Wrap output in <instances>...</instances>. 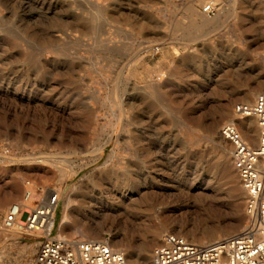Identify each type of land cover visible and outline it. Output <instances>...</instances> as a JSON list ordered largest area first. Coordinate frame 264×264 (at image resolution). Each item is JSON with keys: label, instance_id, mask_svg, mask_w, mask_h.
Wrapping results in <instances>:
<instances>
[{"label": "rangeland", "instance_id": "rangeland-1", "mask_svg": "<svg viewBox=\"0 0 264 264\" xmlns=\"http://www.w3.org/2000/svg\"><path fill=\"white\" fill-rule=\"evenodd\" d=\"M263 71L264 0H0V225L30 181L72 191L53 235L106 237L136 255L156 230L136 264H152L167 233L238 231L245 192L237 171L231 191L232 146L220 143L229 122L212 124L221 99L236 97L234 113L264 92H253ZM19 236L0 229V264L22 250L28 264L39 240Z\"/></svg>", "mask_w": 264, "mask_h": 264}, {"label": "built area", "instance_id": "built-area-1", "mask_svg": "<svg viewBox=\"0 0 264 264\" xmlns=\"http://www.w3.org/2000/svg\"><path fill=\"white\" fill-rule=\"evenodd\" d=\"M202 12L210 16L216 6L209 2ZM240 118L254 117L258 126L257 145H251L234 124L225 123L221 135L231 144V156L245 191L244 211L249 223L238 231L197 244L186 237L167 233L152 251V264H264V92L252 103H237ZM58 195L48 187L37 199L24 191L22 199L5 212V228H17V242L30 245L39 240L30 264H127L124 251L113 248L106 237L81 239L53 235Z\"/></svg>", "mask_w": 264, "mask_h": 264}, {"label": "bare ground", "instance_id": "bare-ground-1", "mask_svg": "<svg viewBox=\"0 0 264 264\" xmlns=\"http://www.w3.org/2000/svg\"><path fill=\"white\" fill-rule=\"evenodd\" d=\"M190 9V8H189ZM204 13V12H203ZM206 14V13H204ZM204 20V19H203ZM205 22V21H204ZM52 41V40H51ZM50 43V42H49ZM153 49V48H152ZM154 50V49H153ZM94 66V65H93ZM95 67V66H94ZM97 67V66H96ZM257 80H256V86L254 87L253 89V92H256V91H259L261 90L262 87H264V71L263 73L260 75V76H257L256 77ZM152 85V84H151ZM153 86V85H152ZM157 86V85H156ZM239 91V90H238ZM260 92V91H259ZM92 94V93H91ZM242 94L246 97L249 96V93L243 91ZM2 95V94H1ZM255 96V95H254ZM253 97V95H252ZM256 97V96H255ZM30 98V97H29ZM236 100V97L235 96H228V97H225L223 100L221 99L220 101V104H219V107H218V119L215 120L212 124V130H214L216 128V124L218 121L220 120H227L229 123L231 124H234L236 126V128L239 130V132L242 134V136L253 146H256L257 145V138H258V126H257V123H256V120L254 122V117H245V118H240L236 115V113L232 112V104L233 102ZM129 102V101H128ZM113 105V104H112ZM136 107V105H135ZM134 107V108H135ZM134 110V109H133ZM136 110V109H135ZM92 117V116H90ZM218 126V125H217ZM216 130V129H215ZM136 134V133H135ZM146 137V136H145ZM149 138V137H148ZM145 139V138H144ZM151 139V138H150ZM86 140V139H85ZM219 142V141H218ZM220 143L223 145V147L225 149H228L230 148V144L229 142L221 135L220 133ZM219 145V144H218ZM149 146V145H148ZM131 147V146H130ZM230 151V150H229ZM229 155V154H228ZM226 157V156H224ZM232 156H227L226 157V169H227V177H228V183L230 184V188H231V191L233 193H238L239 191V182H238V178H237V175H236V168L234 167V164H233V161L231 159ZM29 161H37V160H34V159H31V158H28ZM225 160V159H224ZM15 161V160H14ZM65 173V172H64ZM35 176V174H34ZM40 178V177H38ZM49 178V177H48ZM36 180V179H35ZM37 181V180H36ZM24 183V182H23ZM157 183V182H156ZM25 185H26V190L25 191H29L32 196L36 197L37 199H41L43 196H44V193L45 191H47L48 189V186L46 185H43V186H38V185H35L33 183H31L30 181H26L25 182ZM70 190V189H69ZM137 192H138V195L140 196L141 200L143 201H146V199L148 198V193L147 191H142L139 187V185H137V188L135 189ZM54 191L57 193L58 195V198L61 199V197L63 198V203H64V206H63V214H62V223H61V227L60 229H62V226H63V223L67 220L68 216H69V213L71 212V207H72V203H73V200L71 199V192L70 191H67V192H64V190L62 189H59V188H54ZM203 191V190H202ZM245 192V191H244ZM201 194L203 192H200ZM199 194V193H198ZM73 197V196H72ZM4 199V198H3ZM7 199V198H6ZM22 199V196L21 198ZM19 199V200H20ZM17 200V201H19ZM139 201V199H132V198H129L128 199V203L131 204V208H137L139 207L137 204L138 203H141L143 201ZM9 201V200H8ZM16 201V202H17ZM5 202V201H4ZM7 203V202H6ZM5 204V203H4ZM9 204V203H8ZM12 205V204H11ZM58 205H59V201H58ZM57 205V206H58ZM75 205V204H74ZM7 206V205H6ZM81 206V205H80ZM234 208H235V211L237 212V218L238 219H242V216L240 215L239 213V210H238V207H237V204H234L233 205ZM4 207V206H3ZM10 207V206H9ZM8 207V208H9ZM127 207V206H126ZM88 208H91V207H88ZM82 209V208H81ZM8 210V209H7ZM88 211H90V209H87ZM80 211V210H79ZM86 212V211H85ZM246 214V213H245ZM82 218V217H81ZM245 219L247 220V224L249 223V218L245 217ZM87 221V220H86ZM79 221L76 219V218H73L72 219V224L69 226V228L73 229L75 228L76 224L78 223ZM88 222V221H87ZM232 222V221H231ZM246 224V225H247ZM245 226V225H244ZM237 226H234V227H226L224 228V230H217L215 234L213 235H210L209 237H206L205 235L204 236H200L198 237L197 239H195L196 241H191L193 243H197V244H203V243H206V242H209V241H212L213 239L215 238H220L222 236H225V235H228V234H231V233H234V230ZM0 229L1 230H4L6 232H20L17 228H11V229H7L3 226L2 222H1V225H0ZM83 232V231H82ZM83 233H87L86 232H83ZM199 233V232H198ZM8 234V233H7ZM61 235V234H60ZM158 237V233L157 231L155 230L154 232V238L152 240H150L149 242H147L145 244V247L142 248L136 255H134L133 252L129 251L127 252L126 255V260H127V263H130L131 264H136L137 263V260L139 259H143V260H146V259H149V252H150V245H153L154 242L156 241ZM110 245L115 248L111 242H110ZM3 246V245H2ZM129 248V247H128ZM4 249H5V246L3 247H0V263H4L8 260V252L5 253L4 252ZM121 251H123L122 249H119ZM126 250V249H125ZM125 253V252H124ZM26 255V252L25 250H22L21 251V259H17L15 258L14 259V264H21V261H23V257ZM31 262V259L30 261L28 262V264H30ZM151 263H152V260H151Z\"/></svg>", "mask_w": 264, "mask_h": 264}]
</instances>
